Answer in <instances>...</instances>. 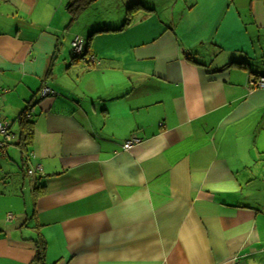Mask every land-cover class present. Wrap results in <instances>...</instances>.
I'll return each mask as SVG.
<instances>
[{
    "label": "crops",
    "instance_id": "0c3cea01",
    "mask_svg": "<svg viewBox=\"0 0 264 264\" xmlns=\"http://www.w3.org/2000/svg\"><path fill=\"white\" fill-rule=\"evenodd\" d=\"M68 2L0 0V264H264V0Z\"/></svg>",
    "mask_w": 264,
    "mask_h": 264
},
{
    "label": "trees",
    "instance_id": "16d2710c",
    "mask_svg": "<svg viewBox=\"0 0 264 264\" xmlns=\"http://www.w3.org/2000/svg\"><path fill=\"white\" fill-rule=\"evenodd\" d=\"M90 1L91 0H69L68 11L71 13V15L75 16L77 15V12L79 11V9L82 8L84 5H86L87 3H89ZM86 53H88L87 48H86ZM83 56H86V55L84 54ZM73 57L80 58L75 55H73ZM43 85L39 87L38 92H40V89L42 88ZM29 107H30L29 104L24 106L23 109L18 113L17 117L13 119L15 121L17 120L18 129H19L18 133H15L12 131L13 122L11 123L5 122L0 117V121H2L3 123H7L8 131L14 134V137L11 140H6L4 135H0V141H2L3 143H6V145H3L0 147L2 150L9 145H16L18 146L19 150L23 153L26 150L27 146L30 144L31 137H32V126H31L30 115H29V110H30ZM24 160L25 158L23 157V163H24ZM36 248H37L36 249L37 257L41 258L43 255V250H44L43 243L42 242L37 243Z\"/></svg>",
    "mask_w": 264,
    "mask_h": 264
},
{
    "label": "built area",
    "instance_id": "2783aa9c",
    "mask_svg": "<svg viewBox=\"0 0 264 264\" xmlns=\"http://www.w3.org/2000/svg\"><path fill=\"white\" fill-rule=\"evenodd\" d=\"M85 50H86L85 41L81 37L76 35L71 41L72 54L85 60V56H83ZM87 60L91 62L93 61L95 62V59L91 55L89 57L87 56ZM250 85L251 87H254V88L264 89V74H259L257 76L251 77ZM50 92H53V91L47 85H43L42 88L40 89L41 95H47ZM0 135H4L6 140H11L14 137V134L10 133L7 129V123H3L2 121H0ZM137 141L138 139L135 137L128 139L123 143V148H128L130 147V145H132L133 143ZM3 145H6V143H3L2 141H0V147ZM27 156L28 155H23V157L25 158L24 162L26 161V159L28 160ZM35 169L40 170V166H37L36 168L28 167L26 169V172L27 174L32 175L34 174Z\"/></svg>",
    "mask_w": 264,
    "mask_h": 264
},
{
    "label": "rangeland",
    "instance_id": "374dc122",
    "mask_svg": "<svg viewBox=\"0 0 264 264\" xmlns=\"http://www.w3.org/2000/svg\"><path fill=\"white\" fill-rule=\"evenodd\" d=\"M78 60L81 61L82 63H84L82 58H80ZM12 131L15 133L19 132L17 120L16 121L14 120L12 123ZM7 147H5V148H7ZM12 147H14V154L12 156V159L14 161L13 166L16 169V172L11 173L9 176L13 177L14 180L16 179V181H22L25 184L31 183V179L28 176H26V173H25L26 169H24V167H23V153H21L20 150L16 149L15 146H12ZM18 187H20V186H18ZM12 188H14V186H12ZM27 197H28V194L26 193L21 198V202L23 203L25 201V199L27 200Z\"/></svg>",
    "mask_w": 264,
    "mask_h": 264
}]
</instances>
